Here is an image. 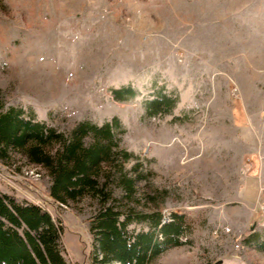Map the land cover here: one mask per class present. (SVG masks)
<instances>
[{
	"label": "rangeland",
	"instance_id": "1",
	"mask_svg": "<svg viewBox=\"0 0 264 264\" xmlns=\"http://www.w3.org/2000/svg\"><path fill=\"white\" fill-rule=\"evenodd\" d=\"M127 84L135 94L115 99L110 90ZM157 90L176 101L147 113ZM7 107L64 134L117 118L118 146L134 155L121 164L126 177L138 163L129 192L101 165L117 209L182 214L186 227L184 242L146 264H264V249L243 242L249 231L264 239V0H0ZM246 157L253 166L240 173ZM49 185L48 171L19 151L0 158V191L60 220L66 260L90 264L97 200L60 203Z\"/></svg>",
	"mask_w": 264,
	"mask_h": 264
},
{
	"label": "trees",
	"instance_id": "2",
	"mask_svg": "<svg viewBox=\"0 0 264 264\" xmlns=\"http://www.w3.org/2000/svg\"><path fill=\"white\" fill-rule=\"evenodd\" d=\"M110 91L117 100L135 94L128 84ZM175 98L157 90L144 102L146 112H165ZM115 127L120 128L116 117L101 124L82 120L64 134L35 120L33 113L21 107L0 108V158L14 150L43 166L50 176L48 194L55 201L66 203L86 193L97 200L89 226L90 264H146L168 247L184 242L179 239L186 228L184 218L178 213H169L164 219L160 211L128 213L117 209L114 197L100 181L101 165H112L123 191L129 192L138 178L134 175L138 163L126 177L121 164L134 155L119 148ZM88 135L92 140L86 142ZM132 222L144 223L146 229L129 228ZM62 230L61 221L39 204L0 191V264H70L62 253ZM243 242L264 249V239L255 231H249Z\"/></svg>",
	"mask_w": 264,
	"mask_h": 264
},
{
	"label": "built area",
	"instance_id": "3",
	"mask_svg": "<svg viewBox=\"0 0 264 264\" xmlns=\"http://www.w3.org/2000/svg\"><path fill=\"white\" fill-rule=\"evenodd\" d=\"M258 160H260V162L264 161V153H258L257 155ZM253 166V161L251 160L250 157H246V159L244 160L243 164L240 166L239 168V172L240 173H245L248 172ZM264 189V184H262L261 182L259 183V192H262ZM258 205H259V211H260V223L262 225H264V203L262 201H258Z\"/></svg>",
	"mask_w": 264,
	"mask_h": 264
},
{
	"label": "crops",
	"instance_id": "4",
	"mask_svg": "<svg viewBox=\"0 0 264 264\" xmlns=\"http://www.w3.org/2000/svg\"><path fill=\"white\" fill-rule=\"evenodd\" d=\"M249 179H251V178H249ZM248 183V182H247ZM247 183H246V188H247ZM253 190H251V192H252Z\"/></svg>",
	"mask_w": 264,
	"mask_h": 264
}]
</instances>
